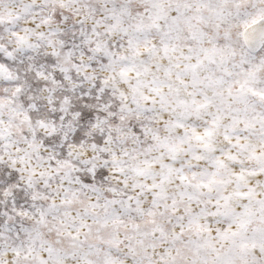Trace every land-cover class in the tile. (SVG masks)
Listing matches in <instances>:
<instances>
[{
    "label": "snow or ice",
    "instance_id": "6c2138e0",
    "mask_svg": "<svg viewBox=\"0 0 264 264\" xmlns=\"http://www.w3.org/2000/svg\"><path fill=\"white\" fill-rule=\"evenodd\" d=\"M0 264H264V0H0Z\"/></svg>",
    "mask_w": 264,
    "mask_h": 264
}]
</instances>
